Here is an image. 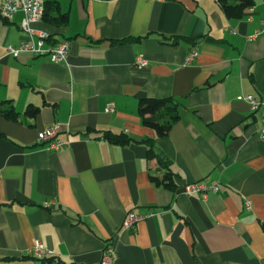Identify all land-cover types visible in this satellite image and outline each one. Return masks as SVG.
<instances>
[{"label":"crops","instance_id":"0c3cea01","mask_svg":"<svg viewBox=\"0 0 264 264\" xmlns=\"http://www.w3.org/2000/svg\"><path fill=\"white\" fill-rule=\"evenodd\" d=\"M21 18L0 16V264H100L109 244L111 264H264V107L252 115L237 100L264 98V0L240 18L218 0H46L32 26L69 41L61 63L6 52L23 38ZM145 98L177 103L166 135L142 123ZM54 123L67 142L56 151L37 140ZM144 140L174 190L151 181L167 169ZM204 180L218 192L183 193ZM132 209L153 214L123 230ZM35 241L50 255L31 254Z\"/></svg>","mask_w":264,"mask_h":264},{"label":"built area","instance_id":"2783aa9c","mask_svg":"<svg viewBox=\"0 0 264 264\" xmlns=\"http://www.w3.org/2000/svg\"><path fill=\"white\" fill-rule=\"evenodd\" d=\"M46 0H0V16L4 20H10L13 16L21 12L22 18L20 21V29L23 33V38L19 42L17 47L6 45V52L14 58L20 55L27 54L32 57L46 56L52 63L63 62L69 53L70 43L67 40H59L51 42L48 40L49 36L42 30L35 29L32 24L39 22L43 19L45 12ZM251 10V8H250ZM264 32V26L261 29ZM196 56L194 50H190L185 61L191 62ZM148 61L142 56L136 57L134 65L136 67L146 66ZM237 100L245 101L250 109L252 115H256L261 107H264V98H257L253 95L240 94L237 96ZM113 111V105L108 104L106 112ZM60 124L54 123L51 127L41 130L37 134V140L40 144L46 145V149L56 151L67 142H64L57 138V134L60 131ZM258 137L264 141V115L258 116ZM219 190V183L217 180H204L200 182H194L186 184L183 187V193L186 195H199L201 199L207 198L210 194H215ZM250 201H244L245 209H250ZM153 213L146 215H139L133 209L128 211L122 221V229L129 230L140 220L152 216ZM38 259H44L50 255L48 251L39 241H35L30 249ZM116 255L114 245H107L103 251L100 260V264H111Z\"/></svg>","mask_w":264,"mask_h":264},{"label":"trees","instance_id":"16d2710c","mask_svg":"<svg viewBox=\"0 0 264 264\" xmlns=\"http://www.w3.org/2000/svg\"><path fill=\"white\" fill-rule=\"evenodd\" d=\"M219 5L225 14V16L230 18H240L243 16L247 8L252 6L253 0H218ZM46 14V2H45V12L43 19ZM42 19V20H43ZM60 22L66 21V15L60 14L58 17ZM48 40L51 42H56L53 39L52 34H48ZM123 42V41H121ZM38 109L32 106H28L25 113L27 115H35ZM2 114L7 119H16V113L11 109H3ZM138 115L144 125L155 130L157 136H164L167 134L169 128L178 119L177 114V103L171 98H145L139 101L138 104ZM104 138L116 144H127L130 139L125 135H113L109 132L103 133ZM147 144V156L149 158H156L158 163L167 169L160 177L151 176V181L156 185H162L164 188L169 190L175 189L173 173L169 169L168 161L162 156V154L156 150L153 141L144 140Z\"/></svg>","mask_w":264,"mask_h":264}]
</instances>
